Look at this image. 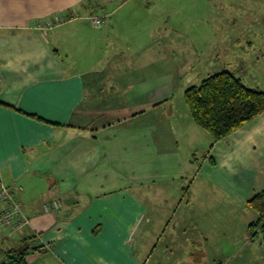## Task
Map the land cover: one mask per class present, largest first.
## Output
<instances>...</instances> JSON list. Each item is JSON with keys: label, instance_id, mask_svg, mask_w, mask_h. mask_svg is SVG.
Listing matches in <instances>:
<instances>
[{"label": "crops", "instance_id": "0c3cea01", "mask_svg": "<svg viewBox=\"0 0 264 264\" xmlns=\"http://www.w3.org/2000/svg\"><path fill=\"white\" fill-rule=\"evenodd\" d=\"M152 3L0 0V169L30 220L0 231L5 255L264 264L249 207L264 190V113L215 141L185 99L224 71L264 91V0H186L184 32Z\"/></svg>", "mask_w": 264, "mask_h": 264}, {"label": "trees", "instance_id": "16d2710c", "mask_svg": "<svg viewBox=\"0 0 264 264\" xmlns=\"http://www.w3.org/2000/svg\"><path fill=\"white\" fill-rule=\"evenodd\" d=\"M185 99L195 122L215 141L227 139L264 113V91L248 87L230 71L211 75L200 85L189 87ZM249 207L257 214V220L250 224L252 238L264 239V190L249 201ZM29 254L30 249L9 251L0 264H29Z\"/></svg>", "mask_w": 264, "mask_h": 264}, {"label": "built area", "instance_id": "2783aa9c", "mask_svg": "<svg viewBox=\"0 0 264 264\" xmlns=\"http://www.w3.org/2000/svg\"><path fill=\"white\" fill-rule=\"evenodd\" d=\"M93 23L96 25L104 24V20L100 16L91 17ZM60 21V19H57ZM53 21L39 22V27L44 29L52 28ZM62 202L60 199H54L45 204V210L50 212L53 210H60ZM30 220L24 212L23 203L18 192L12 190L3 180L0 169V231L3 229H10L12 231H23Z\"/></svg>", "mask_w": 264, "mask_h": 264}, {"label": "rangeland", "instance_id": "374dc122", "mask_svg": "<svg viewBox=\"0 0 264 264\" xmlns=\"http://www.w3.org/2000/svg\"><path fill=\"white\" fill-rule=\"evenodd\" d=\"M152 4H156V5H161V2H163L166 6H168V8H170V12L168 14V18L167 20L170 22V24H175L179 19L181 22V28L176 29V31L179 32H184V25H186V8H185V4H186V0H152ZM183 6L182 9L178 10V15L174 13V9L175 6ZM116 21H119L121 23V13H118L117 18L115 19ZM102 26H105V22L104 24H102ZM250 213L254 214L255 216L257 215L251 208H250ZM255 240V239H254ZM6 244H3L0 242V259H5V252H6ZM23 246H16V249L18 251H22L25 249V247ZM27 247V246H26ZM246 251H243L242 254H244Z\"/></svg>", "mask_w": 264, "mask_h": 264}]
</instances>
